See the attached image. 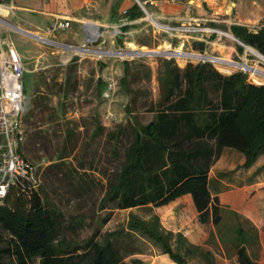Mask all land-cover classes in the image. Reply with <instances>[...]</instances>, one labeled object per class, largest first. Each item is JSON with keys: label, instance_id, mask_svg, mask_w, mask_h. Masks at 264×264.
<instances>
[{"label": "rangeland", "instance_id": "1", "mask_svg": "<svg viewBox=\"0 0 264 264\" xmlns=\"http://www.w3.org/2000/svg\"><path fill=\"white\" fill-rule=\"evenodd\" d=\"M148 22L150 24L146 26V30L137 32L135 36L125 30L122 44L115 32L110 36L105 32L93 41L86 40L74 45L78 49L35 39L36 54L32 53V49L36 47L32 38L23 36L19 30H11L9 35L20 48L26 62L25 110L20 118L25 128L22 151L39 167L41 197L49 208L54 206L62 213L61 237L68 241L83 242L96 234V238L103 242L106 233L117 232L112 240L127 262H131L133 258H141L145 264H166L160 257V246L129 228L132 214L146 220L157 214L163 224L153 205L127 209L114 208V201L101 205L122 168L125 149L132 141L129 124H147L156 118L168 67L184 68L188 62H203L199 58L178 56L128 55L126 52L130 51L158 52L166 48L170 51L176 49V36L157 26L152 20ZM259 26H263V21ZM66 28L56 30L63 32ZM154 29L158 32H154ZM113 30H121L122 33V28ZM226 32L233 34L227 30ZM51 40L62 42L58 39ZM212 40L213 47L228 44L241 46L238 40L222 34H214ZM239 51L240 56L229 59L264 70V60L244 46ZM66 52L74 53L78 59L68 60ZM124 52L125 54H121ZM32 54L42 57L34 71H30L36 59ZM209 55L219 56L215 53ZM205 63H210L225 75L242 71L246 73L249 82L264 84V75H255L262 78L261 82H257L250 71L243 68L225 72L222 66H227L226 64L209 60ZM208 89L211 97H216L213 82L208 83ZM175 210L177 220L170 216L171 212H166L163 219L176 223L174 228H180L181 214L177 213V208ZM105 217H110V220L103 224L102 219ZM186 219V229L194 227L196 217L187 213ZM75 220L82 222L73 225ZM233 223L234 221H223L216 226V233L219 236L222 233L230 235ZM170 224L163 226L172 230L167 228ZM179 232L181 231L174 233ZM171 243L177 249L175 239ZM189 243H183L182 246L189 264H222L226 253L229 254L228 251L224 253L215 247L214 252H206Z\"/></svg>", "mask_w": 264, "mask_h": 264}, {"label": "trees", "instance_id": "2", "mask_svg": "<svg viewBox=\"0 0 264 264\" xmlns=\"http://www.w3.org/2000/svg\"><path fill=\"white\" fill-rule=\"evenodd\" d=\"M231 29L264 54V20L256 32L238 24ZM117 36L122 40V34ZM210 82L216 97L210 95ZM164 83L156 118L129 124L132 141L101 205L114 201V208L121 209L162 206L191 194L199 221L219 226L222 207L209 189V171L226 147L242 152L246 166L264 152V84L249 82L242 71L225 75L205 62L168 67ZM61 214L47 206L39 188L28 194L12 187L0 202V264H145L141 258L125 260L112 240L117 232L106 233L103 242L96 234L83 242L61 237ZM109 220L105 217L102 223ZM129 228L160 246L166 264H189L182 252L188 239L166 229L159 215L146 220L132 214ZM237 254L240 264H258L245 246H239Z\"/></svg>", "mask_w": 264, "mask_h": 264}, {"label": "crops", "instance_id": "3", "mask_svg": "<svg viewBox=\"0 0 264 264\" xmlns=\"http://www.w3.org/2000/svg\"><path fill=\"white\" fill-rule=\"evenodd\" d=\"M149 19L171 25L190 19L230 32L232 25L238 24L256 32L264 20V0H13V10L8 20L14 28L6 31V39L17 47L9 31H18L19 28L22 30L19 33L34 41L36 47L32 49V53L36 54L35 39H40L26 32L45 39L50 38L48 40H61L59 43L72 48L86 40H95L89 39L92 31L97 30L98 36H103L105 32L110 36L117 31L113 29L122 28V40L118 38L122 44L125 30L135 36L137 32L146 30V26L150 24ZM60 22L67 24L63 32L56 30V24ZM92 26L96 30H92ZM154 32L158 31L154 29ZM213 35L198 33L179 36L175 40L176 49L172 50L215 53L231 59L240 56L239 47L236 45L213 47ZM17 49L22 55L20 48ZM33 56L35 55L32 54ZM66 56L68 60L78 59L72 52H66ZM35 57L30 71L36 70L35 66L42 58L41 55ZM23 63L25 68L24 57ZM245 162L246 156L242 152L226 147L209 171V189L212 196L219 199L222 222L234 221L230 235L222 233L219 236L213 223L204 224L199 221L198 210L191 194H184L162 206H154L163 224L167 226L171 223L167 228L174 232L181 231L194 248L206 252H214V247L224 253L228 251L229 254L226 253L222 264H240L237 254L239 246H245L253 260L264 264V152L252 165L246 166ZM176 208L177 213L181 214L180 228H174L176 223L163 219L166 212H171L170 216L176 218ZM187 213L196 217L191 229H186Z\"/></svg>", "mask_w": 264, "mask_h": 264}, {"label": "built area", "instance_id": "4", "mask_svg": "<svg viewBox=\"0 0 264 264\" xmlns=\"http://www.w3.org/2000/svg\"><path fill=\"white\" fill-rule=\"evenodd\" d=\"M13 10V0H0V200L2 201L12 187L28 194L41 185L39 167L27 158L22 151L25 140V128L20 118L25 110L24 63L23 57L14 43L6 39V31L14 28L8 20ZM162 29L173 36L194 34H222L221 30L199 21L185 20L178 25L162 24ZM67 27L66 23H57L56 28ZM22 31L21 29L17 28ZM121 30L115 32L120 34ZM223 35V34H222ZM166 50V49H164ZM163 51V50H162ZM190 55L209 54L183 51ZM262 55V54H261ZM173 56H176L173 55ZM212 57H219L210 55ZM264 56V54H263ZM184 58V57H183ZM193 58V57H186ZM198 58V57H194ZM199 59L206 62L211 58ZM234 61V60H233ZM238 62V61H234ZM243 63V62H238ZM261 75V74H258Z\"/></svg>", "mask_w": 264, "mask_h": 264}, {"label": "bare ground", "instance_id": "5", "mask_svg": "<svg viewBox=\"0 0 264 264\" xmlns=\"http://www.w3.org/2000/svg\"><path fill=\"white\" fill-rule=\"evenodd\" d=\"M159 27H163V25L161 24V23H158V22H156V21H154ZM92 30H96V27L94 28L93 26H92V28H91ZM221 33L223 34V35H226V36H228V37H230V38H232V39H235V40H238L237 38H235L234 37V35L233 34H231V33H229V32H226V31H223V30H221ZM98 34H99V32L96 30V31H92V36H90V40H93V39H95L97 36H98ZM43 41H48V42H51V43H54L53 41H49L48 39H45L44 38V40ZM239 41V40H238ZM240 42V41H239ZM57 44V43H56ZM246 48H247V50H249V51H251V52H253L255 55H257L259 58H261L262 60H264V56L263 55H261L256 49H254V48H252V47H250V46H246ZM99 52H101V51H99ZM134 52L136 53V52H138V51H130V52H126L128 55H133L134 54ZM166 53H168V54H176V56H178V57H181V58H186V57H198V58H200V57H202V58H211L213 61H215V62H217V63H223V64H226L227 66H222V70H224L225 72H231V69H233V68H238V67H240V68H243L244 70H248V71H250V73L255 77L254 78V80L255 81H257V82H261L260 80L262 79V78H260V77H257V76H255V75H258V74H261V75H264V70L263 69H261V68H259L258 66H253V65H248V64H243V63H238V62H234L233 60H231V59H229V58H223V57H212V56H210V55H205V56H199V55H196V54H193V55H190V54H188V53H185V52H183V51H170V50H166ZM121 54H125V52L124 53H121ZM153 54H156V53H153ZM152 55V54H151ZM133 56H135V55H133ZM264 83V82H263Z\"/></svg>", "mask_w": 264, "mask_h": 264}, {"label": "water", "instance_id": "6", "mask_svg": "<svg viewBox=\"0 0 264 264\" xmlns=\"http://www.w3.org/2000/svg\"><path fill=\"white\" fill-rule=\"evenodd\" d=\"M101 30H104V29H101ZM27 34H29L30 36H32V37H34V38H37V39H40V40H44V37H40V36H37V35H33V34H30V33H28V32H26ZM234 35V34H233ZM235 36V35H234ZM236 37V36H235ZM237 38V37H236ZM239 41H240V44L241 45H243L244 47H246V46H250V45H248V44H246L245 42H243L242 40H240L239 38H237ZM49 41H52V40H49ZM54 43H57V44H59V45H62V46H67V47H70V46H68V45H66V44H63V43H59V42H56V41H53ZM72 47V46H71ZM250 47H252V46H250ZM72 48H79V47H72ZM153 53H156L155 55H164V56H167V57H172L173 55H175V54H168V53H166V51L165 50H163V51H158V52H156V51H144V50H138V52H134V54L133 55H153ZM260 54H262L261 52H259ZM263 55V54H262Z\"/></svg>", "mask_w": 264, "mask_h": 264}]
</instances>
